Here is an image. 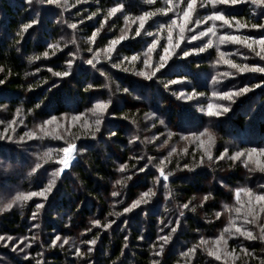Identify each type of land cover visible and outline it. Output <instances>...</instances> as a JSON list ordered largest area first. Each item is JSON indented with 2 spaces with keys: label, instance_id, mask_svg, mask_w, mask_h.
I'll use <instances>...</instances> for the list:
<instances>
[{
  "label": "trees",
  "instance_id": "16d2710c",
  "mask_svg": "<svg viewBox=\"0 0 264 264\" xmlns=\"http://www.w3.org/2000/svg\"><path fill=\"white\" fill-rule=\"evenodd\" d=\"M199 2L197 11L191 17L193 22L188 25L193 31L186 30L181 49L198 48L208 39H213V47L203 53L193 52L188 57L177 49V54L165 68L147 80L135 74L143 67V56L141 61L136 62L135 69L128 72L113 68L111 64L119 62L117 55L120 58L130 57L146 51L145 45L153 39L146 35V31L157 35L161 45L166 44V28L163 32L159 28L169 22V17L175 19L178 13L182 15L186 0H173V11L167 14L158 12L148 20L140 36H135L138 21L132 23L130 19L131 30L128 37L116 46L113 60H105L101 52L96 68L85 61L121 34L126 16L134 18L144 11L166 8V0H154L152 4L147 0H81L80 3L68 0L67 7L40 4L35 0L31 5L26 0H0V67L4 69L0 72V79L5 80L4 84H0V120L4 121L0 123V135L6 131L12 137L11 140H0L3 151L10 157L5 159L0 156V200L7 201L19 193L39 191L47 183V177L59 167L54 160L48 163L40 160L48 149H59L68 142L75 143L78 149L72 165L57 179L56 185L47 194V200L40 196L32 197L0 213V235L6 238L0 242V264H38V261L40 264H153V261L159 264H261L264 242L246 240L239 234L228 240L227 247L229 252L236 249L234 257L238 259L223 257V242L220 245L221 260L209 256L207 251L215 247L214 241L230 226L231 221L259 235L257 225L244 223L248 197L243 192L240 202L245 208L240 213L234 209L241 206L236 200L238 190L251 188L254 192L264 191L261 188L264 172L250 171V168H255L254 162L245 167L246 156L235 162L228 157L238 150L264 148V83H261L264 74H239L223 63H216V40L219 35L226 31L256 35L259 30L243 28L237 32L235 28H220L221 22L217 21V37L209 34L191 41L193 34L204 31L212 23L196 25L195 20L206 18L215 10L211 6L200 8ZM117 3H123L125 7L105 23L108 9ZM217 7L231 12L241 21L259 20L264 23V17L258 15L260 9L250 3ZM93 12L97 15L92 16ZM90 16L92 18L88 19ZM33 19L37 23L22 32L23 25ZM71 23H75L77 28H69ZM101 24L103 27L96 43L89 44L88 38ZM177 32L178 29L174 31V37ZM73 40L75 43H72ZM53 44H59V49L49 47ZM89 47L92 52L87 51ZM219 47L238 63L251 64L259 59L242 45L228 43ZM45 51L49 52L48 57L42 55ZM73 53H76L75 57ZM157 53H162V48L158 47L152 54L153 63L158 60ZM241 53L248 59L245 60ZM34 56L39 59L32 60ZM69 60L74 62L68 77H56L49 71L65 70ZM123 67L131 68V65L125 63ZM97 69L105 71L109 78L101 76ZM226 71L235 74L220 77L219 82L214 83L218 73ZM169 81L177 82L168 84L166 88L165 84ZM257 83H261V87H254ZM89 84L93 85L90 89ZM244 86L251 90L234 97V101L212 96L213 92L235 91ZM125 87L130 89L128 93L122 91ZM193 91L204 95L193 100L177 98L181 92L188 94ZM108 100L112 103L103 115L100 131L95 138L85 134L84 120L90 124L95 120L88 109L99 101ZM206 103L224 105L229 111L219 117H209L205 111H200ZM5 105L6 108L3 107ZM18 108L23 111L17 116ZM81 114H84L81 121H71L72 116ZM52 116H56L58 121L47 125V128L50 132L56 129L62 139L54 135L43 136L39 132L38 126ZM13 119L17 122L10 127ZM160 119L165 124H160ZM206 129L215 136L211 149L214 160L208 161L205 157L201 165L198 162L204 150L197 147L198 142L184 141L181 137ZM32 131L37 132L36 139L25 136ZM111 132L116 135L111 136ZM169 132L176 135L165 144ZM21 137L24 139L21 140ZM184 147L188 149L187 154L182 151ZM172 148L177 149V154L169 157ZM225 148L228 149V156L215 160ZM165 157L170 160L166 162L165 172H172L168 181H163L157 171V166ZM256 159L253 157V161ZM259 159L264 161V157ZM36 163H41L42 167L29 176ZM184 164H188L189 168H184ZM121 165H128L127 170L119 171ZM127 176L132 179L127 181L126 186L116 183ZM149 189L155 195L146 198L148 203L124 212V208L130 207ZM113 191L120 194L113 196ZM209 192L212 196L201 206L203 196ZM189 201H192L190 207L196 208L195 212L182 208ZM39 203L45 207L37 209ZM224 205L233 211L229 212ZM181 211L184 212L183 217L179 215ZM33 212L37 213L35 220ZM217 213H220L219 218ZM96 219L101 221V225L111 221L115 223L109 228L97 227L93 224ZM177 220L180 226L176 233H171ZM261 223H264V212L260 213L258 224ZM170 233L172 238L165 245L163 255L156 256L159 245L163 243L159 237ZM9 236L13 238L11 241L7 240ZM56 236L62 239L52 247L51 242ZM97 237L96 245L82 243ZM63 239H69V244L61 248L59 244ZM201 240L208 241V244L201 245ZM21 241L24 243L21 244ZM16 245L24 251L13 252ZM76 247L81 252H87L89 247L93 251L78 257ZM193 247H196L194 254L183 255ZM244 247L251 255L241 251Z\"/></svg>",
  "mask_w": 264,
  "mask_h": 264
},
{
  "label": "snow or ice",
  "instance_id": "6c2138e0",
  "mask_svg": "<svg viewBox=\"0 0 264 264\" xmlns=\"http://www.w3.org/2000/svg\"><path fill=\"white\" fill-rule=\"evenodd\" d=\"M28 4H32L34 0H26ZM36 3L40 4H55L58 7H67L68 6V0H35ZM81 0H77V3H80ZM149 4L154 3V0H147ZM166 3L168 7L166 8H159L156 9L155 11H144L143 14L135 16L134 18L125 17V28L121 29V34L117 36L116 38H113L108 41L107 45L102 48L98 49L94 55L92 56L91 59H87L85 62L89 65H91L93 68H96V64L100 62V55L101 52L104 53V59L107 61H112L113 56L112 54L116 52V46L120 44L121 41L125 40L128 37V33L131 30L129 27V20L131 19L132 23H136L138 21L139 26L135 29V36H140L141 35V30H145V25L148 22L149 19H151L153 16H155L158 12L167 14L168 12L173 11V0H166ZM242 3H250L253 5L255 8L260 9L258 15L261 17H264V0H200L199 2V7L200 8H206L207 6H211L215 10L212 11L211 15H208L206 18L201 17L200 19L195 20L196 25H201V24H207L209 21H211V26L207 27L204 31H201L197 34H193L190 37L191 41H195L198 38L208 36L209 34L212 37H217V21L221 22L219 27L224 28L225 26L227 29H233L235 28L237 32L240 29L243 28H250V29H257L259 32L256 35L248 34V35H242V34H232L230 31H226L224 34H221L218 36V39L216 40V51L218 54V59L216 60L217 64L223 63L224 65H227L229 68L234 69L235 73L243 74V73H260L264 74V65L260 63V61H264V23H261L259 20L256 22H251V21H241L240 19L237 18L236 15L232 14L231 12L227 11H221L217 6L218 5H225V6H235L238 4ZM197 6H198V0H186V8L183 10L182 15L179 13L177 14V18L173 19L172 17H169V22L166 25H161L159 30L163 32L166 28L167 31V43L164 45L160 44V39L157 35L150 31H146L147 36L153 37L151 42L145 45L146 51H143L142 53H137L136 55L132 56H123L122 58L117 55V59L119 62H112L111 66L113 68H120L125 72H128L130 70H134L136 66V62L141 61V56H143L142 64L143 67L139 70L135 71V74L138 76H142L147 80H151L153 77L156 76L157 72H159L161 69L165 68L167 65L168 61L177 54L176 50L180 49L181 54L184 57H188L192 55L193 52L199 54L205 52L207 49L212 48L214 41L213 39H208L206 43L202 44L198 48H194L191 50H183L181 49V43L184 42L185 40V32L186 30L188 32H192L193 29L189 28L188 25L192 23V14L197 11ZM125 5L123 3H117L116 6L108 9L106 16H105V23L107 22V19L109 17L114 16L117 12L121 11ZM97 13L93 12L92 16H96ZM92 16L88 17V19H91ZM255 19V17H253ZM37 23L36 20H32L30 23L23 25L22 27V32L27 31V29L31 28L33 24ZM69 28L71 29H76L77 25L75 23H71L68 25ZM103 27V24H101L100 28H97L95 32L91 34V36L88 38L89 44H95L96 43V38L98 34L100 33L101 28ZM178 29V32L176 33V36L174 37V31ZM72 43H75V40L72 41ZM231 43L233 45H242L245 48L248 49L249 53L253 54L255 57H258L257 62L253 63H238L234 59L229 58L231 54L221 51L220 50V45H225ZM52 49H59V44H53L50 45ZM160 47L162 48V53H157L158 55V60L153 63L152 60V54L156 52L157 48ZM78 51V49H77ZM87 51L92 52L93 49L89 47ZM53 54H55L53 52ZM44 57L49 56V52L45 51L42 53ZM76 53H73V56L75 57ZM243 58L245 60L248 59L247 55H244L241 53ZM32 60L39 59V57H32ZM73 60L67 61V68L65 70L61 71H53L52 69H49V71L52 72V74L56 77H68L71 75V69L73 65ZM127 63L131 65V68L129 67H123V65ZM4 71L2 67H0V72ZM97 71L100 72L101 76H104L106 79L109 77L107 76L105 71H102L100 69H97ZM235 73L233 72H222L218 73L217 78H214V83L219 82L220 77H230L233 76ZM10 74V72H9ZM177 81H169L167 84H165V87H168V84L171 83H176ZM5 80L0 79V84H4ZM261 83H264V80L261 81ZM261 83H257L254 87L259 88L261 87ZM89 89L93 87V85L89 84ZM107 87V85H105ZM251 89L248 86L240 87L235 91H221V92H213L212 96L217 99H222V100H233L234 97L240 96L242 94H246L250 91ZM123 92L128 93L130 91L129 88L125 87L122 89ZM204 95L203 93H197L195 91L191 93H179L177 95L178 99H185V100H193L197 96H202ZM112 103L111 100L108 101H99L97 102L92 108L88 109V112L91 113L93 117H95V120L93 123H88L87 120H84L83 123V128L86 130L85 134L91 135L93 138H95V135L97 132L100 131V125L103 121V115L107 111L109 105ZM6 108V105L3 106ZM37 108L40 107L39 104L36 105ZM23 109H17L16 110V115H20L22 113ZM201 112H204L205 109L203 107L200 108ZM229 108L220 105V104H213V103H208L207 104V112L206 114L209 117H219L222 115L224 112H228ZM84 114L81 115H74L71 117L72 122H79L83 119ZM67 119V116L65 117ZM58 118L56 116L50 117V119L46 120L43 124L39 125V132L43 134V136H56L57 138H63L58 135L57 130L53 129L51 132L48 130L47 125H51L54 122H57ZM17 121L13 119L9 126L11 127L14 125ZM0 123H4L3 120H0ZM160 124H165V121L163 119L159 120ZM94 124V127H93ZM58 127H63V125H58ZM111 136H115V132L110 133ZM176 133L174 132H169L168 133V138L164 142L167 144L168 140H171L173 136H175ZM25 136L28 139H36L37 138V132L32 131L29 133H25ZM203 137H207V139H203ZM42 138V136L40 137ZM77 139L79 137H76ZM11 140L12 137L8 136L6 131L4 135H0V140ZM21 140L24 139V137L20 138ZM182 140L184 141H192V142H198L197 147L203 149V154L200 156L199 159V164H203L205 161V157L207 158L208 161H213V155H212V146L215 143V136L214 134L206 129L205 131H196L192 132L190 136H182ZM131 142V141H130ZM78 151L77 145L72 142H68L66 146L61 147L59 149H48L45 151L42 156L40 157V160L43 161L44 163H48L49 161H53L59 165L58 168L53 170L50 174V177H47V183L44 184L39 191H30L27 193H19L17 194L13 199L11 200H0V213L4 211L11 210L14 205L20 203L23 204L24 202L30 200L32 197L40 196L43 197L44 200H47L48 196L47 194L52 191L53 187L56 185L57 179L64 173L65 169H68L73 162L74 159V154ZM183 153L187 154L188 149L187 147L183 148ZM173 154H177V149L172 148V150L169 152V157H171ZM0 156H4L5 159H8V157L5 152L3 151V145H0ZM228 156V149L225 148L224 151L217 157H215V160H222L225 157ZM247 157V159L244 161L245 167H248L249 162H254L255 163V168H250V171L254 170H259L260 172H264V161H261L259 158L264 157V148L260 147H252L250 149L246 150H238L236 151L233 155L228 157L231 159L233 162L240 160L241 157ZM253 157H257L255 161H253ZM152 158L149 157V162H151ZM166 162H170L168 157H165V160L160 161L159 165L157 166V171L160 174V178L163 179V181H168L169 177L172 175L171 171L165 172L166 168ZM42 167L41 163H36L35 166L32 168V170L29 172V176H32L37 172L38 169ZM128 168V165H121L119 171L124 172ZM184 168H189L188 164H184ZM191 170V169H190ZM141 172L144 171L143 168L140 169ZM47 173V169H45V174ZM131 176H127L123 179L117 180L116 183L118 185H123L126 186L127 181L131 180ZM159 180V178H158ZM261 188L264 189V185H261ZM241 192L244 193L245 196L248 197L247 200V205H246V210L244 212V223L245 224H252V225H257L259 227V235H254L252 230H249L248 228H245L243 226H237L235 224V221H231L230 226L226 227L223 232L219 235V237L214 241V248H209L208 255L214 257L216 260H221L223 257H234V253L236 252V249H232L231 252L227 251L228 247V240L232 239L234 236L239 234V236H243L246 240H257L259 239L261 242H264V223L258 224V221L260 219V213L264 212V191L261 192H254L253 189L251 188H243L240 189L236 192V200L238 204H241L240 207H236L234 211L236 213H240L242 208H245V205L240 202V195ZM120 193L117 191H113L112 195L113 196H118ZM154 196L155 192L152 189H149L147 192H144L141 197L137 200H135L130 207L124 208V212H129L132 209L138 207L142 203H148V199H146L149 196ZM212 196V193L209 192L208 194L203 196V199L201 201V206L205 202L209 200V198ZM195 200V197L192 198ZM192 201H189L187 203H184L182 205L183 209H188L192 212L196 211L195 207H190ZM257 206H259V211H257ZM37 209H43L45 205L43 203H39L36 205ZM225 209L228 210L229 212L233 211L231 207L228 205H224ZM109 215H112V213H109ZM181 217L184 216V212L181 211L179 213ZM217 218H219L220 213L216 214ZM37 217V213L33 212L32 213V218L35 220ZM251 217V219H249ZM115 223L114 221H111L109 223L101 225V221L99 219H96L93 221V224L97 227H104V228H109L111 227V224ZM176 227L171 228V233H176L177 228L180 226V221L177 220L175 222ZM36 227H39V225H36ZM235 229V231H232V229ZM163 230V229H162ZM91 231V229H89ZM171 233L169 235H163L159 237L160 241H163L159 245V251L155 253L156 256H162L164 253V248L165 245L168 244V242L171 240ZM227 234V235H225ZM143 239V237H140ZM5 237L0 235V242L5 241ZM13 238L12 237H7L8 241H11ZM35 239V237H33ZM60 236H56L55 239L51 242V246L55 247L57 245L58 241H61ZM97 238L91 239V240H85L82 241L84 244H91V245H96L97 243ZM127 239V237H125ZM221 242H223V257L221 255ZM21 244L24 243V241L20 242ZM69 244V239H63L62 242L59 244V247L63 248L64 245ZM208 241L206 240H201V245H207ZM7 246V245H5ZM26 247H30V245H26ZM127 247V245H125ZM155 247V246H154ZM199 247V246H196ZM196 247L190 248L188 252L184 253L183 255L188 256L189 253L194 254L196 251ZM13 252L19 250L21 252L24 251L23 248H20L19 245H16L13 247ZM93 249L89 247L87 249V252H81L79 247H76L75 249V254L78 257H83L86 256L88 253H91ZM241 251L244 252L246 255H251L250 251L248 248L244 247L241 248ZM27 258V256H26ZM239 257H234V259H238ZM38 264L40 262L38 261ZM153 264H159L158 261H153ZM261 264H264V260H261Z\"/></svg>",
  "mask_w": 264,
  "mask_h": 264
},
{
  "label": "rangeland",
  "instance_id": "374dc122",
  "mask_svg": "<svg viewBox=\"0 0 264 264\" xmlns=\"http://www.w3.org/2000/svg\"><path fill=\"white\" fill-rule=\"evenodd\" d=\"M264 63V61H261ZM247 73V72H246ZM205 113L207 112V103L204 105Z\"/></svg>",
  "mask_w": 264,
  "mask_h": 264
}]
</instances>
